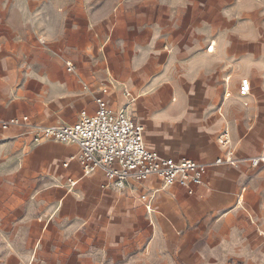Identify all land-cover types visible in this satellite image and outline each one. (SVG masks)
I'll return each mask as SVG.
<instances>
[{
	"label": "crops",
	"instance_id": "crops-1",
	"mask_svg": "<svg viewBox=\"0 0 264 264\" xmlns=\"http://www.w3.org/2000/svg\"><path fill=\"white\" fill-rule=\"evenodd\" d=\"M97 97L147 149L207 164L203 184L117 190L82 174L77 146L33 143L34 127L92 116ZM228 148L237 163L213 165ZM263 155L264 0H0V220L36 224L35 245L55 223L86 248L147 229L167 262L200 260L204 244L215 264H264V165L248 162Z\"/></svg>",
	"mask_w": 264,
	"mask_h": 264
},
{
	"label": "built area",
	"instance_id": "built-area-1",
	"mask_svg": "<svg viewBox=\"0 0 264 264\" xmlns=\"http://www.w3.org/2000/svg\"><path fill=\"white\" fill-rule=\"evenodd\" d=\"M66 70L73 72V65L66 63ZM106 93L107 89H102V94ZM249 93V82L242 80L239 95L246 97ZM95 103V113L92 116L82 115L74 125L34 127L33 143L53 141L77 146V161L82 174L102 173L108 184L117 190L123 189L128 181L143 182L151 177L160 179L164 187L178 186L189 195L203 184L207 164L174 160L147 149L141 125L123 111L113 112L102 97H97ZM27 120L23 118L24 122ZM218 143L223 147L229 146L226 132L218 138ZM234 153V149L228 148L225 157L216 159L213 165H235L238 159ZM248 162L253 168L264 165V155ZM63 166L66 167L67 163ZM69 182L72 186L76 183Z\"/></svg>",
	"mask_w": 264,
	"mask_h": 264
},
{
	"label": "rangeland",
	"instance_id": "rangeland-1",
	"mask_svg": "<svg viewBox=\"0 0 264 264\" xmlns=\"http://www.w3.org/2000/svg\"><path fill=\"white\" fill-rule=\"evenodd\" d=\"M20 215H13L14 222L0 220V264H215L213 259H207L213 256L205 253L204 244L200 260L182 261L180 255L174 254L167 262L163 252L151 251L147 229L136 231L119 246H102V237L93 236L91 247L86 248L72 242L68 225L55 223L45 232L40 245H35L39 229L34 223L23 229L16 222Z\"/></svg>",
	"mask_w": 264,
	"mask_h": 264
}]
</instances>
